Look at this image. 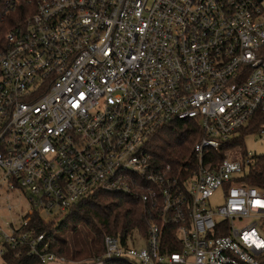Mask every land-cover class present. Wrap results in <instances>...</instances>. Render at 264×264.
Listing matches in <instances>:
<instances>
[{"label": "built area", "instance_id": "1", "mask_svg": "<svg viewBox=\"0 0 264 264\" xmlns=\"http://www.w3.org/2000/svg\"><path fill=\"white\" fill-rule=\"evenodd\" d=\"M261 114L264 0H37L0 46V188L27 196L0 212V264H264V186L214 154ZM174 121L197 129L177 168L149 147ZM96 190L138 198L147 229L57 254L32 218Z\"/></svg>", "mask_w": 264, "mask_h": 264}, {"label": "trees", "instance_id": "2", "mask_svg": "<svg viewBox=\"0 0 264 264\" xmlns=\"http://www.w3.org/2000/svg\"><path fill=\"white\" fill-rule=\"evenodd\" d=\"M7 1L0 0V46L5 32L23 24L35 11L37 3V0H11L10 4ZM262 124L264 114L249 122L238 136L227 141L220 151L214 153L221 159L226 147H236L234 153L243 159L245 168L243 182L248 185L264 186V154L255 155L249 162H244L248 153L245 137L258 133ZM194 125L191 121H174L151 138L149 147L158 164H171L177 168L188 163V160L194 162L193 148L197 139V129ZM149 217L138 198L96 190L74 204L61 217L45 221L41 215L36 214L32 222L40 232L46 233L51 249L57 254L75 260H91L103 254L106 235L125 239L138 230L145 231ZM171 237V234L167 235V239L170 240ZM19 262L26 264L30 261L24 256ZM106 264L130 263L108 261Z\"/></svg>", "mask_w": 264, "mask_h": 264}, {"label": "rangeland", "instance_id": "3", "mask_svg": "<svg viewBox=\"0 0 264 264\" xmlns=\"http://www.w3.org/2000/svg\"><path fill=\"white\" fill-rule=\"evenodd\" d=\"M245 144L248 152H251L254 156L264 154V136L262 134H249L245 137ZM2 176V172L0 170V177ZM223 201V197L221 194H216L212 199V204H218ZM18 203L21 202L23 205L27 204V196L24 193L18 195L17 192L11 191L8 189L7 185H3L0 188V212L8 217L11 214L5 210V206L8 203ZM250 223V219H242L236 221V226L242 227Z\"/></svg>", "mask_w": 264, "mask_h": 264}]
</instances>
